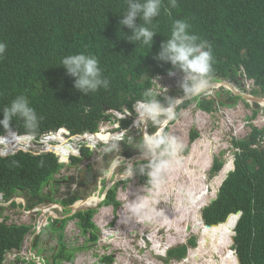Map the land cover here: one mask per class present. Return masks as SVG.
<instances>
[{
  "label": "clouds",
  "instance_id": "1",
  "mask_svg": "<svg viewBox=\"0 0 264 264\" xmlns=\"http://www.w3.org/2000/svg\"><path fill=\"white\" fill-rule=\"evenodd\" d=\"M118 1L126 5L119 23L129 35L123 37L152 51L143 59L152 70L141 78L150 86L130 107L123 85L110 84L96 56L85 52L65 56L61 67L74 78V87L85 95L100 92L98 98L104 101V117L97 128L75 133L67 126L43 131L37 114L42 92L26 82L13 85L0 113V158L30 156L51 176L23 189L0 191V225L27 229L20 248L6 250L0 264H79V253L93 248L98 264H180L198 248L200 237H194L191 225L180 228L188 235L174 236L172 243L169 234H153L174 229L162 226V219L155 216L170 209L175 217L190 209V215L197 214L202 227L208 228L237 217L231 251L242 264L237 227L255 206L264 178L253 170L254 165L247 174L241 171L239 158L246 147L264 153V90L248 78L244 67L235 77L217 74L215 55L204 33L211 3L206 12H199L200 22L192 28L186 19H175L171 31L158 38L155 28L162 8L170 16L178 0H168V7H163V0ZM249 6L262 7L264 0H243L237 14L242 16ZM50 17L38 19L44 23ZM62 21L66 20L57 19L53 30ZM249 32L257 40L253 27ZM13 35L18 36L12 26H0V58L6 55L7 41L15 42ZM52 50L53 46H43L25 55L43 61ZM125 52L142 57L131 45ZM243 108L251 112L241 121L235 115L240 116ZM231 131L235 134L226 137ZM60 133L76 151L65 156L67 161L50 148L60 144L50 140ZM102 134L120 136L105 143L99 138ZM87 136L98 137L96 144ZM118 169L122 174L115 178ZM94 186L96 191L88 193ZM136 186L142 187L140 194L119 198L120 191ZM95 197L100 199L98 204L85 205ZM237 202L243 206L232 210ZM216 208L224 220L209 224L206 213ZM127 214L137 220L129 221ZM81 216L94 227L85 229ZM151 237L168 246L164 255L155 254ZM241 247L256 258L253 264H264L262 232L251 230Z\"/></svg>",
  "mask_w": 264,
  "mask_h": 264
},
{
  "label": "trees",
  "instance_id": "2",
  "mask_svg": "<svg viewBox=\"0 0 264 264\" xmlns=\"http://www.w3.org/2000/svg\"><path fill=\"white\" fill-rule=\"evenodd\" d=\"M117 0H0V26H12L18 36L15 42L7 41L6 55L0 58V113L9 96V90L20 82L37 88L42 92L37 109L42 130H57L67 126L75 133L87 129L95 130L104 117L99 93L83 94L74 87V78L62 70L61 61L65 56L81 52L94 55L100 62L103 74L112 85L117 81L129 98V106L139 99L150 86V81L141 80L152 68L143 62L147 55H152L148 46L136 45L125 36L129 33L121 28L120 20L126 5ZM210 1V2H209ZM178 0L177 7L171 8V15L161 10L156 21L157 37L165 30L171 31L175 19H186L191 28L199 23V12L211 10L204 22V33L216 59V72L221 76L230 73L235 77L244 67L249 79L257 81L264 90V6H249L242 16L237 14L243 0ZM115 3V4H114ZM114 4V5H113ZM168 0H163V7H168ZM50 15L41 22L38 18ZM62 21L53 30V23ZM47 21L51 22L47 25ZM257 33L255 40L249 28ZM122 30V31H121ZM121 31V32H120ZM124 32V33H123ZM202 39H204L201 36ZM131 48L142 57L129 56L125 50ZM45 47L53 46L46 60L35 56L29 59L25 53L39 52ZM62 139L63 133L53 135ZM245 174L253 170L264 178V153L246 147L239 158ZM40 162L32 157L20 154L11 158H0V191L12 192L32 185L35 181L50 178ZM255 206L246 211L237 227L236 242L242 264H253L241 244L248 238L251 230L264 234V184L256 191ZM243 206L234 203L232 210ZM91 213V212H89ZM83 227L91 229L94 225L81 216ZM209 224L224 220L223 212L209 209L206 213ZM237 217H231L224 224L208 228L204 232L225 234L233 246L234 228ZM26 228H8L0 225V261L6 250L21 246ZM238 262V260H237Z\"/></svg>",
  "mask_w": 264,
  "mask_h": 264
},
{
  "label": "bare ground",
  "instance_id": "3",
  "mask_svg": "<svg viewBox=\"0 0 264 264\" xmlns=\"http://www.w3.org/2000/svg\"><path fill=\"white\" fill-rule=\"evenodd\" d=\"M119 136L120 135L102 134L101 136H99V138L105 143H109L111 140L117 139ZM51 137L52 138H50V140L59 141L60 144L56 147H50V148L56 150L65 161L68 160V158H65V156H70L71 152L76 153V151H74L73 149H71V147H68L66 145L67 139H65L64 137L62 139H56L53 136ZM87 139L93 144H96L95 141L96 139H98V137L87 136ZM208 151L211 154V150ZM144 201H146L145 198L143 199V202ZM99 202L100 199L98 197H95L94 199L88 200L85 205L93 206L98 204ZM185 212L188 214L193 213L190 209H185ZM162 213L163 211L155 214V216L159 215V217L162 219L161 220L162 226H165L166 228L174 227V229L169 231H163L161 233H156L154 231L152 232L153 234H155L156 236L169 234L168 236L171 243L175 240L173 238L174 236H177L178 238H184L185 236L188 235L186 229L185 230L180 229L183 227V225L180 224L179 217H175V213L172 211V209H170L168 213H163V215ZM167 216L169 217L167 218ZM192 217H194V219L193 218L190 219L194 221L192 223V228L194 229L193 233H196L200 237L199 246L196 250L192 252L190 257L185 262L180 264H238L235 254L231 251L232 245L229 239L226 237V235L217 234V233L211 234L204 232V226L202 227L198 215L194 214L192 215ZM151 238L154 241V238L153 237ZM159 247H161V250L163 251H167L168 249V246L165 245L164 243L154 241L153 250L156 251L159 249Z\"/></svg>",
  "mask_w": 264,
  "mask_h": 264
},
{
  "label": "rangeland",
  "instance_id": "4",
  "mask_svg": "<svg viewBox=\"0 0 264 264\" xmlns=\"http://www.w3.org/2000/svg\"><path fill=\"white\" fill-rule=\"evenodd\" d=\"M251 112V110L250 109H248V108H243V113H241L240 114V116L239 115H235V118L236 119H239V120H243L244 119V116L246 115V114H248V113H250ZM224 121H226V120H224ZM186 122V120L183 122V124ZM221 123H222V121H221ZM235 134V131H231V132H229V133H227L226 134V137H230L231 135H234ZM211 135V134H210ZM214 134H212V136H213ZM238 135H241L242 136V134H238ZM208 137H210L209 135H208ZM174 140H177V139H174ZM100 152H102L103 153V151H102V149H100ZM98 155V158L99 159H101V153H98L97 154ZM121 169H118L117 171H116V174H115V178H119L120 176H121ZM137 189V190H136ZM142 190V187H140V186H136L135 188H132L131 190H128L127 192H122V191H120L119 192V198L120 199H124L125 197H129V195L131 194V193H133V192H135V193H137V194H140V191ZM94 191H96V186H94L88 193H91V192H94ZM125 207L127 208V205H125ZM112 208L111 207H109L107 210L109 211V210H111ZM126 218L129 220V221H134V220H137V218L136 217H134L132 214H127L126 215ZM126 224H128V223H124V225H126ZM129 224H131V223H129ZM127 226V225H126ZM174 228V227H173ZM195 236H197L198 237V239H199V236L198 235H194V237ZM177 237V236H176ZM178 238V237H177ZM182 240V239H181ZM82 241H84V240H82ZM199 241V240H198ZM44 248V247H43ZM50 248L51 247H49V250H50ZM96 252H97V249L96 248H93V249H89V250H85V251H83V252H81V253H79V255H78V261H79V264H98L97 262H99V257L98 256H96ZM50 253V251H48V252H44V253H42L41 255H48ZM155 253H158V254H161V255H164L165 253H166V251H163V250H161V249H158V250H156L155 251Z\"/></svg>",
  "mask_w": 264,
  "mask_h": 264
},
{
  "label": "flooded vegetation",
  "instance_id": "5",
  "mask_svg": "<svg viewBox=\"0 0 264 264\" xmlns=\"http://www.w3.org/2000/svg\"><path fill=\"white\" fill-rule=\"evenodd\" d=\"M190 218H193L190 214H184V213H182L181 215H180V217H179V222H180V224L181 225H183V226H186V225H191L192 226V223L194 222L192 219H190ZM164 230H162V229H160V230H158V233H161V232H163ZM164 235V234H163ZM163 235H161V236H163ZM161 236H159V237H161ZM187 243H189V241L187 242ZM158 248V247H157ZM159 249H161V247H159ZM155 252V251H154ZM156 254V253H155Z\"/></svg>",
  "mask_w": 264,
  "mask_h": 264
}]
</instances>
